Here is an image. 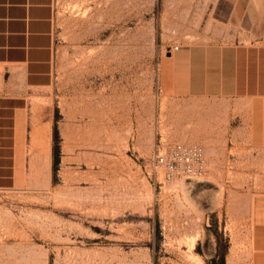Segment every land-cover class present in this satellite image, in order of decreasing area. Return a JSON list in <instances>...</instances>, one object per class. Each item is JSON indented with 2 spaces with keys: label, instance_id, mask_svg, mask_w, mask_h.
Segmentation results:
<instances>
[{
  "label": "rangeland",
  "instance_id": "1",
  "mask_svg": "<svg viewBox=\"0 0 264 264\" xmlns=\"http://www.w3.org/2000/svg\"><path fill=\"white\" fill-rule=\"evenodd\" d=\"M212 0H53L55 61L27 86L25 180L0 189V264H264V148L235 99L187 96L169 54ZM207 170L166 178L165 145ZM164 151V150H163Z\"/></svg>",
  "mask_w": 264,
  "mask_h": 264
},
{
  "label": "crops",
  "instance_id": "2",
  "mask_svg": "<svg viewBox=\"0 0 264 264\" xmlns=\"http://www.w3.org/2000/svg\"><path fill=\"white\" fill-rule=\"evenodd\" d=\"M216 27L207 39L171 53L173 84L187 96L231 98L247 108L249 142L264 148V0H212ZM53 0H0V189L26 173L27 86L54 71Z\"/></svg>",
  "mask_w": 264,
  "mask_h": 264
},
{
  "label": "built area",
  "instance_id": "3",
  "mask_svg": "<svg viewBox=\"0 0 264 264\" xmlns=\"http://www.w3.org/2000/svg\"><path fill=\"white\" fill-rule=\"evenodd\" d=\"M179 45L173 47L178 50ZM164 150V151H163ZM155 169H164L166 178H193L207 170V159L204 150L197 145L170 144L157 151L153 158Z\"/></svg>",
  "mask_w": 264,
  "mask_h": 264
}]
</instances>
